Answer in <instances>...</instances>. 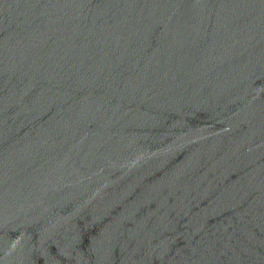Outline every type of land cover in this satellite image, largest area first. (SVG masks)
<instances>
[{"label":"water","instance_id":"95a60500","mask_svg":"<svg viewBox=\"0 0 264 264\" xmlns=\"http://www.w3.org/2000/svg\"><path fill=\"white\" fill-rule=\"evenodd\" d=\"M0 264H264V0H0Z\"/></svg>","mask_w":264,"mask_h":264}]
</instances>
